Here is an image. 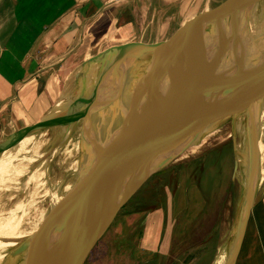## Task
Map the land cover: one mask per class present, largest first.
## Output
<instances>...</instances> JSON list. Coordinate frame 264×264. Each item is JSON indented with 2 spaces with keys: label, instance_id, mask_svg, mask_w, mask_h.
<instances>
[{
  "label": "water",
  "instance_id": "95a60500",
  "mask_svg": "<svg viewBox=\"0 0 264 264\" xmlns=\"http://www.w3.org/2000/svg\"><path fill=\"white\" fill-rule=\"evenodd\" d=\"M263 24L264 0H228L166 41L110 48L86 63L89 71L76 80L77 95L64 111L1 140L0 149L6 141L47 128L71 112H85L88 140L91 135L79 181L26 250L23 264H85L123 207L174 161L171 150L207 131L199 133L207 101L241 90L237 108L208 126L242 111L251 131L243 209L227 263L235 264L256 197L258 136L251 108L262 92L264 59L212 80L214 66ZM234 164L233 180L237 156Z\"/></svg>",
  "mask_w": 264,
  "mask_h": 264
},
{
  "label": "rangeland",
  "instance_id": "374dc122",
  "mask_svg": "<svg viewBox=\"0 0 264 264\" xmlns=\"http://www.w3.org/2000/svg\"><path fill=\"white\" fill-rule=\"evenodd\" d=\"M227 1L185 0L183 2L184 8L182 12H179L180 15L177 20L176 16L172 15L175 14L172 5H170L169 13L172 15L174 24H176V21L181 22L185 19V25L187 22H194L211 14ZM154 31L152 35L158 34L156 32L158 30ZM160 35L156 37L170 39L173 36L172 33ZM254 36L252 32L247 33L241 42L234 47L230 56L220 65L214 66L217 73L213 76L216 79L212 81H220L222 76H230L234 72V68L244 67L243 58L238 59V56L243 47H246L247 50L248 43L253 42L252 39L258 40ZM259 40L262 41L259 44L255 43L254 46L258 45L257 50L262 51L264 36ZM75 77L79 76H72L62 93L61 91L56 92V94H61V98L56 106L51 108L50 113L35 122L25 123L24 127H21L22 125L14 127L11 124L10 131L5 136L3 135L4 138L1 140L9 139L16 132L38 125L51 115L64 111L67 104L77 95ZM79 113L81 112H71L60 121L52 122L47 128L30 133L28 136H43V133L47 132V135L44 136V144L26 155L27 161L23 166L25 172L18 177V180L5 179L2 181L0 179V197L6 200L10 207H14L21 200L30 205L31 209L29 211H31V214L24 218L20 230H32L41 224L44 217L51 213L53 208L55 209L56 206L54 205L58 197L67 194L79 181L90 139L88 140L87 137L86 124L83 127L80 121L77 122V125L71 122L66 124L69 117L78 120L81 116ZM244 118L247 121L246 124L244 123L245 119L242 121L245 128L241 133V140L247 143V140L250 141L251 131L245 113ZM207 119L205 118V121ZM235 122L236 117H228L217 126L210 128V130L228 124L229 128L224 129L225 132L230 131V136L235 137ZM184 124H186V121H184ZM259 125L264 126V120ZM218 131H220V128ZM218 131L209 136L208 140H204V143L207 141L206 147L208 148H201L202 152L191 153L184 160H177L176 162L174 160L165 170L151 177L119 212L85 264H135V252L130 246L129 238L136 237L135 233L139 232V230H135L137 228L147 230L152 234L156 232L160 234L158 240H161L168 248L163 256L158 251L156 262L160 264H214L222 240L226 237L227 230H224V228L226 229L228 226V221L226 218L225 221L223 220V228L221 218L217 221L215 230L214 225L218 215L220 214V217L223 218L227 211L226 206L232 193L234 161L237 156L234 139L229 138L223 141L222 130L219 132L220 134L217 133ZM206 132L201 137H199L200 134L198 137H195V134L191 135L187 140L190 142L186 141L174 147L170 152L172 160L177 159L182 152L192 146L199 145L207 134ZM78 139H80V144L77 149ZM220 140L223 142L219 143ZM177 150H179V156L173 157ZM16 160L21 161L19 156H16ZM81 162H83L82 165ZM35 174H37V179L32 181L31 179ZM263 185L264 181L259 190L256 187L255 199L260 194ZM30 189L32 190L30 191ZM242 209L243 202H241L237 212L239 215L238 225ZM151 214L159 217V220L154 219L152 224L147 220ZM232 214L233 211L230 215ZM236 218L238 217L235 216ZM156 220L159 224L163 220L160 224L162 230H155L158 226L155 224ZM151 226H153L152 230H149ZM237 235L238 230L233 236L235 239L233 246L236 243ZM21 240H25V238ZM24 242L26 241H22V243ZM19 245L4 249L6 256H4L2 264H23L28 248L17 249ZM23 246H26V244L24 243ZM143 253H146V251L138 252L140 256H144Z\"/></svg>",
  "mask_w": 264,
  "mask_h": 264
},
{
  "label": "crops",
  "instance_id": "0c3cea01",
  "mask_svg": "<svg viewBox=\"0 0 264 264\" xmlns=\"http://www.w3.org/2000/svg\"><path fill=\"white\" fill-rule=\"evenodd\" d=\"M184 1L0 0V140L11 124L24 127L50 113L61 98L56 92L62 93L72 76L89 71L90 59L129 43L168 40L156 36L173 35L184 26L185 19L174 24L171 17L178 19ZM170 5L175 14L170 15ZM154 30L158 34L152 35ZM259 193L235 264H264V185ZM154 214L147 219L150 224L159 218ZM220 218L223 228L219 214L214 230ZM155 224V230H162L157 220ZM135 230L136 237L129 238L134 263L160 264L158 251L163 256L168 249L158 240L160 234Z\"/></svg>",
  "mask_w": 264,
  "mask_h": 264
},
{
  "label": "bare ground",
  "instance_id": "6f19581e",
  "mask_svg": "<svg viewBox=\"0 0 264 264\" xmlns=\"http://www.w3.org/2000/svg\"><path fill=\"white\" fill-rule=\"evenodd\" d=\"M251 32L253 33V35H255L254 37H257L258 40L252 39L253 42L248 43L247 50L246 47H243V49L241 50L238 59L243 58L244 66L253 65L264 59L263 58L264 47H262L263 50L261 51V50H257L258 45L254 46L255 43L259 44L261 42V40L259 39H261V33L264 32V24L261 25L260 27L253 28ZM261 81H262L261 95L253 103L251 108L253 120L256 126L257 136H258V149L254 162L255 167L257 169V182H256L257 190H259L260 186L264 181V128H263L264 126L259 125V123H261L262 120H264V71L261 77ZM240 95H241V90H236L227 96L218 95L216 97L210 98L207 101L206 110L203 112L200 122L203 123L205 121V118L208 119L204 122L202 126H200V130H199V133L200 132L202 133L205 131L204 129L206 128V130L208 131L206 132L207 134L203 137L199 145L192 146L191 148L182 152L180 156L178 155L179 157L177 159L176 158L174 159L175 160L174 162H176L177 160L181 161L189 157L188 155H190L191 153L202 152L203 150L201 148H205V149L208 148L206 147L207 141L204 143V140H208L207 138H209V136H211L213 133L218 131L219 128L220 131L222 130L221 134H223V141L229 138H233L235 141L239 168L234 183L232 185L233 188H232V193L230 195L231 199L226 206L227 213L225 212L223 216L224 220L226 218L228 221V226L226 227V229L224 228V230H227V233L225 234L226 237H224L222 240L218 252V256L214 264H227L230 255L232 253V250L234 248L233 244L235 239L233 236H235L237 230H239L238 229L239 215L237 212L242 202L246 188V178H247L246 174H247V164H248L247 157L251 149V140L250 141L247 140V143H244L241 140L242 139L241 133L245 128L242 124V121L245 119L244 113L242 111H240L239 114L234 116L236 117V122L234 125L235 126L234 128L236 129L235 137L230 136L231 135L230 131L225 132L224 129L229 128L228 124L225 126H220V127L218 126L213 130H210L209 127L213 126L216 122H218L220 118L231 114V112L237 108L234 107V103L237 102ZM85 118H86V114L84 112L81 113V116L78 118V120H76L74 117L67 118L66 124H68V122H71L74 125H77L78 124L77 122L80 121L82 123L81 126L83 127L85 124ZM246 121L247 120L245 119L244 120L245 124ZM220 131H218L217 133H219ZM46 135L47 132L43 133V136L25 135L20 138H15L6 141L3 147L0 149V179L2 181L5 179L18 180V177L23 175L25 172V168L23 169V166L27 161L26 155L31 153L32 151H35V149H37L39 146L43 145L45 140L44 136ZM199 137H201V135ZM80 139H78L77 149L80 144ZM223 141L220 140L219 143ZM16 156H19L21 161L19 160L17 161ZM82 163L83 162H81V165ZM83 164H85V160ZM36 179H37V174L33 175V178L31 180L35 181ZM31 190L32 189H30V191ZM72 190L73 189H71L64 196H59L54 205L56 206L55 209L53 208V211H51V213H48L44 217L42 223L32 230H20V226L23 225L24 218H26L29 214H31V211H29L31 209L30 205L27 204V202L21 200L16 205H14V207H10L7 201L0 197L1 200L0 201V264H2L4 256H6L4 249H7L17 244H20L19 247H17V249L29 248L33 245L34 240L38 236L39 232L49 223L50 220H52L57 215V212L60 211V209L63 206V203L69 197ZM232 211L233 214L230 215ZM235 216H237L238 218L235 219ZM24 238L25 240H21ZM22 241H26L24 242L26 246H23L24 243H22Z\"/></svg>",
  "mask_w": 264,
  "mask_h": 264
}]
</instances>
